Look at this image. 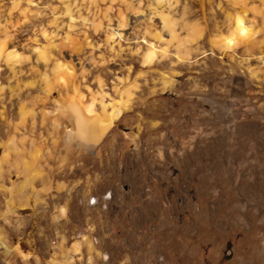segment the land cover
Masks as SVG:
<instances>
[{
	"label": "rangeland",
	"instance_id": "374dc122",
	"mask_svg": "<svg viewBox=\"0 0 264 264\" xmlns=\"http://www.w3.org/2000/svg\"><path fill=\"white\" fill-rule=\"evenodd\" d=\"M1 45L21 57L0 56V264H264V0H0ZM57 58L73 75L47 93ZM81 92L97 115L131 98L92 148L63 131Z\"/></svg>",
	"mask_w": 264,
	"mask_h": 264
},
{
	"label": "bare ground",
	"instance_id": "6f19581e",
	"mask_svg": "<svg viewBox=\"0 0 264 264\" xmlns=\"http://www.w3.org/2000/svg\"><path fill=\"white\" fill-rule=\"evenodd\" d=\"M245 12H246V10H242V11H239L236 14H234L232 24H231L232 27L230 29V32L228 33V35H225V37L221 38V40L223 41V45L226 47V49L227 48L233 49L241 41H244V39L246 40L247 37L249 39V36H250L252 29H253L252 28L253 25L251 24L250 19H248V16H246L247 13L245 14ZM161 16L163 18L165 25L167 27H169L171 33H173L172 37L173 38L176 37V39H177L178 36L175 33L176 32L174 29L175 24H174V20L171 18V15H169L168 13H165V11L164 12L162 11ZM230 18H231V16H230ZM194 28H195V25H194L193 29ZM200 32H201V30H200ZM117 33L120 35L119 32H115V31L113 33H111L110 39L112 42L115 41V36ZM196 34H191L190 39L196 40ZM61 42L63 45L64 44L73 45V43H74V41L71 38V34L69 32H67L64 35L63 40ZM5 47H6L5 45L0 46V56H3L4 58H6L7 61H9L10 63H12L14 65L16 62H18L20 60L21 56L15 50H9L8 51V49L6 50ZM225 47H223V48H225ZM156 49L157 48H155L154 46H150V48L146 51V53L144 54V58H145L146 62H152L153 61V59L155 58V56L157 54ZM162 51H163V53L167 52L166 49H164ZM41 53L42 52H40V54ZM42 56L48 60V56L44 51L42 53ZM181 57H182V55H181ZM72 70L73 69L69 63H66V62H64L58 58L56 60H52L50 62L49 67L47 68V71L41 73L40 77L38 78V81L42 82L41 83L43 85V86L41 85L42 90H45L48 93L53 88H55L57 86L67 88L68 82L71 80L70 77L73 75ZM164 79L166 80V83L169 84L168 85L169 90L173 89L174 84L172 82V78L168 79L167 77H164ZM31 83H33V81H31ZM128 92H130V91H128ZM130 93H128V94H130ZM76 96H77V94H76ZM84 96L85 95H83V92H81V93H79V99L75 96L72 97V98H77L79 100V102L74 101L73 99L70 100L69 104L67 105V109L70 111V113L68 115L66 114V116H68V118L72 124H71V126L70 125H66V126L63 125V131H64L66 141L68 143H76V145H78V146H85L88 148H92L96 145V143L98 141L101 140L103 135L106 132H108L115 125L116 121L123 115V113H125L124 110L129 108V99H131V98L129 97L126 100H122L118 105L113 106L112 110H110V111H107L105 108L106 106H104L103 113L101 115H97L95 112L96 111L95 110V102H94L95 100L90 101V102H84V100L82 101V98H84ZM60 102H61V104L60 103L59 104L61 106L58 107L59 112H60V110L62 112H65L63 109L64 102H62V101H60ZM103 103H104V101H103ZM81 105H82V107H81ZM29 111L30 110L27 107H23V111H22L23 114H26ZM56 120L57 121H55L54 123H56L57 124L56 126L58 127V125H61V123L58 121V119H56ZM10 142H11V144H13L14 138H12ZM12 147H13V149L16 150L15 152L20 153L18 147H16V146H12ZM8 153H9V151H6L4 153V158L8 157ZM38 153H39V150H37L36 153L32 154L33 160H30L29 158H24V157L19 158L18 163H19L20 167L22 168L21 171L26 174L25 184H31L33 179L41 174L39 167L37 165H35V162H34L35 159L37 158ZM85 240L89 244V247L93 248V245H92L93 242H91V240L88 239V237L85 238ZM82 242L83 241L81 239H78L74 242V248L76 249L75 251L81 252ZM3 244L7 245V243L4 240H3ZM71 262L73 263V259ZM66 263H67V261H66ZM56 264H60V263L56 262Z\"/></svg>",
	"mask_w": 264,
	"mask_h": 264
},
{
	"label": "water",
	"instance_id": "95a60500",
	"mask_svg": "<svg viewBox=\"0 0 264 264\" xmlns=\"http://www.w3.org/2000/svg\"><path fill=\"white\" fill-rule=\"evenodd\" d=\"M95 202V199L93 198L92 200H91V203H94Z\"/></svg>",
	"mask_w": 264,
	"mask_h": 264
}]
</instances>
